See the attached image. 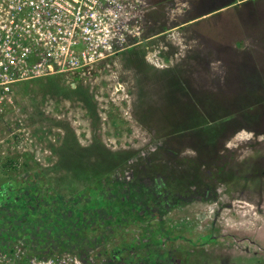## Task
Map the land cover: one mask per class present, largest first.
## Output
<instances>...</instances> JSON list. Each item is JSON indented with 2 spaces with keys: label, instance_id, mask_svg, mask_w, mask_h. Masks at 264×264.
Returning <instances> with one entry per match:
<instances>
[{
  "label": "rangeland",
  "instance_id": "374dc122",
  "mask_svg": "<svg viewBox=\"0 0 264 264\" xmlns=\"http://www.w3.org/2000/svg\"><path fill=\"white\" fill-rule=\"evenodd\" d=\"M149 1L140 45L13 84L0 248L264 264V0L194 20L188 0Z\"/></svg>",
  "mask_w": 264,
  "mask_h": 264
},
{
  "label": "built area",
  "instance_id": "2783aa9c",
  "mask_svg": "<svg viewBox=\"0 0 264 264\" xmlns=\"http://www.w3.org/2000/svg\"><path fill=\"white\" fill-rule=\"evenodd\" d=\"M149 0H0V119L18 107L15 82L85 72L145 41ZM0 264H90L81 251L0 248ZM133 264H157L141 261Z\"/></svg>",
  "mask_w": 264,
  "mask_h": 264
},
{
  "label": "crops",
  "instance_id": "0c3cea01",
  "mask_svg": "<svg viewBox=\"0 0 264 264\" xmlns=\"http://www.w3.org/2000/svg\"><path fill=\"white\" fill-rule=\"evenodd\" d=\"M189 1V4L191 5V9L195 7H201L200 9L197 8V10H199L197 13L193 14L192 17H189V18H192L191 20H194L196 17L198 16H201V15H212L213 12H216V10H219L221 9L222 7H228V6H232V5H236L237 3H241L243 0H232L231 3H228L227 5L226 4H220L218 5V0L215 2V4L213 3L215 0H210L212 2H209V0H207V2L205 3L204 0H188ZM230 4V5H229ZM208 5V6H206ZM215 5V7H211L209 8L210 6H213ZM188 6V5H187ZM190 7V6H188ZM206 8V9H205ZM202 11H205V12H202Z\"/></svg>",
  "mask_w": 264,
  "mask_h": 264
},
{
  "label": "trees",
  "instance_id": "16d2710c",
  "mask_svg": "<svg viewBox=\"0 0 264 264\" xmlns=\"http://www.w3.org/2000/svg\"><path fill=\"white\" fill-rule=\"evenodd\" d=\"M243 1H245V0H243ZM75 212V211H74ZM2 228V227H1ZM24 246V245H23ZM5 247H7V246H4V247H2V248H5ZM24 249H25V247H24ZM26 250V249H25ZM27 251V250H26ZM27 254H30V252L29 251H27ZM85 258H87V256L85 255Z\"/></svg>",
  "mask_w": 264,
  "mask_h": 264
}]
</instances>
